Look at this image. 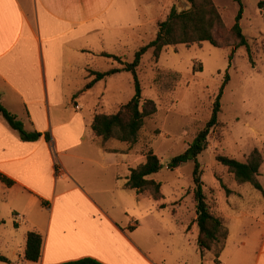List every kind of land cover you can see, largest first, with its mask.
Returning a JSON list of instances; mask_svg holds the SVG:
<instances>
[{"label":"crops","instance_id":"1","mask_svg":"<svg viewBox=\"0 0 264 264\" xmlns=\"http://www.w3.org/2000/svg\"><path fill=\"white\" fill-rule=\"evenodd\" d=\"M167 6L156 14L151 0H0V101L26 131L43 134L38 141H23L0 115V175L14 182L7 187L0 180L8 209L0 215V255L11 264H62L84 258L103 264H215L212 252L201 253L196 212L194 223L177 225L172 211H162V201L127 188L131 170L137 167H129L128 154L119 158L125 153L103 148L92 130L108 82L123 72L87 90L91 71L122 68L105 55L136 51L150 34H157L156 22ZM177 47L165 48L160 61H173ZM99 61L110 68L102 71ZM102 84L97 103H81ZM124 163V176L107 187L104 177ZM146 202L158 205L154 211H135ZM222 212L229 237L220 264H261L264 247L253 260L228 262V224L232 229L241 219ZM156 226L167 235L165 253L152 244L161 239ZM30 231L43 236L38 263L23 262Z\"/></svg>","mask_w":264,"mask_h":264},{"label":"rangeland","instance_id":"2","mask_svg":"<svg viewBox=\"0 0 264 264\" xmlns=\"http://www.w3.org/2000/svg\"><path fill=\"white\" fill-rule=\"evenodd\" d=\"M138 1L143 3L146 0ZM180 1L182 0H151L156 14L163 5L165 8L169 5L162 18L156 22L157 31L158 23L165 21L172 8L178 7ZM184 1L189 3L188 0ZM213 1L224 23V27L217 30L216 38L224 45L218 48L208 42L176 45V51L172 48L175 56L173 61H165V58L157 61L153 49L149 50L142 58L138 75L142 98L154 101L157 113L145 119L135 144L115 139L106 142L100 139L97 142L107 150L112 151L115 147V151L125 153L120 154L119 158L128 154L129 167H138L144 163L150 151L166 165L172 158L185 152L205 127L226 74L229 73L230 80L221 99L220 124L210 133L207 149L199 157V162L203 172L204 191L212 210L219 215L223 211V214L241 219V223L233 225L232 229V223L228 224L230 232L232 230L228 262H238L243 257L253 260L264 247V164L258 178L263 187V192H260L250 184L237 182L227 168L217 161V157L225 156L246 162L254 150L264 152V0H241V3L239 0ZM241 9L243 14L240 25L250 45V56L246 48H239L230 66L229 56L236 44L230 30ZM156 35L151 37L150 34L146 43L136 51L125 50L120 57L121 61L132 63L136 52L152 42ZM98 67L102 71L110 68L104 61H99ZM108 84L106 99H100L102 103H99L96 113L115 114L135 96L131 73L123 72ZM104 87L105 84L96 87L81 103H97ZM193 170L194 163L189 162L176 170L165 167L151 177L162 184L164 198L160 201L165 206L162 211H172L171 219L176 218L177 225L195 222ZM126 171L125 163L124 166L117 165L111 170L112 176L110 174L104 177V184L107 187L118 184V177L124 176ZM144 194L151 196L149 192ZM153 203L155 206L146 202L135 211H154L158 203ZM2 211L8 209L0 195V215L5 214ZM15 218H18L16 214ZM224 222L227 223L225 219ZM156 228L160 230L161 239L152 244L165 253L162 246L167 235L159 226ZM143 233L147 234L146 231ZM153 235L156 239L154 232ZM243 241L246 242L245 246L241 244ZM220 247L221 245L211 251L215 257ZM261 264H264V256Z\"/></svg>","mask_w":264,"mask_h":264},{"label":"trees","instance_id":"3","mask_svg":"<svg viewBox=\"0 0 264 264\" xmlns=\"http://www.w3.org/2000/svg\"><path fill=\"white\" fill-rule=\"evenodd\" d=\"M191 9L178 13L177 7L174 6L165 21L158 23V31L156 38L148 45L141 47L135 54L132 63H124L120 57L105 55L110 59L117 61L122 68H112L106 72L91 71L93 80L86 85V89L90 90L94 85L108 77L121 72H128L133 75L136 93L135 96L120 110L112 115L97 114L92 123V130L96 139L103 142L111 139L118 140L122 143L135 144L138 136L144 126L145 119L157 113V105L154 101L142 98V87L138 75L143 56L151 49L155 60H159L163 50L168 46H176L180 44H194L208 42L214 47L223 46L217 41L216 32L224 27L222 16L213 0H188ZM241 3V0H239ZM243 10L241 9L236 18L235 24L230 30L231 36L236 40V44L229 56L230 66L236 54L237 49L246 48L248 55L250 54V45L240 25ZM250 56V55H249ZM230 80L229 73L226 74L225 81L220 92L213 104L212 115L205 127L199 131L188 149L182 154L175 156L166 165L152 151L146 155L144 163L137 168L132 169L126 187L136 190L137 193L149 192L155 201L164 198L162 194V184L152 176L160 173L165 167L170 170H176L182 165L189 162L194 163L193 170V196L196 203V223L199 228L198 243L202 255L205 252L216 250L221 245L219 252L216 253L215 264H220L219 258L225 247L229 237V230L225 225L223 217L212 210L211 205L207 201L204 191V182L202 180L203 172L199 157L206 151L208 146V138L210 133L220 124L219 114L221 113V99L224 90ZM77 98V96L75 97ZM0 115L8 122L10 127L17 131L23 141L34 142L43 137L39 132H28L25 130L24 124L18 117L9 112L0 101ZM48 142L51 141L49 134L45 135ZM102 146V145H101ZM217 161L227 168L237 182L240 184H250L256 190L263 192V187L258 178L260 170L264 164V152L256 149L248 157L246 162L218 156ZM0 180L7 187L13 186L14 182L4 175H0ZM223 186L221 180H219ZM162 208H165L162 205ZM0 220V227L3 225ZM43 247V236L37 231H30L27 234V242L23 256V262L38 263L41 258ZM0 262L11 264L12 262L6 257L0 255ZM62 264H103L93 258H84L76 261L66 262Z\"/></svg>","mask_w":264,"mask_h":264},{"label":"water","instance_id":"4","mask_svg":"<svg viewBox=\"0 0 264 264\" xmlns=\"http://www.w3.org/2000/svg\"><path fill=\"white\" fill-rule=\"evenodd\" d=\"M190 9H191V5L184 0L180 1L179 5L177 7L178 13H183V12H186Z\"/></svg>","mask_w":264,"mask_h":264},{"label":"built area","instance_id":"5","mask_svg":"<svg viewBox=\"0 0 264 264\" xmlns=\"http://www.w3.org/2000/svg\"><path fill=\"white\" fill-rule=\"evenodd\" d=\"M18 218H21V216L19 215Z\"/></svg>","mask_w":264,"mask_h":264}]
</instances>
